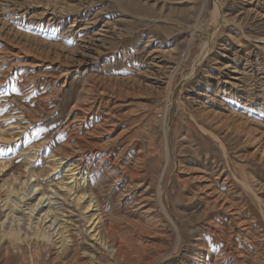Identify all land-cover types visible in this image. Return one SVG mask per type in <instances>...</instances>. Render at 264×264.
<instances>
[{"label": "rangeland", "instance_id": "1", "mask_svg": "<svg viewBox=\"0 0 264 264\" xmlns=\"http://www.w3.org/2000/svg\"><path fill=\"white\" fill-rule=\"evenodd\" d=\"M260 145L264 0H0V264H264Z\"/></svg>", "mask_w": 264, "mask_h": 264}, {"label": "bare ground", "instance_id": "2", "mask_svg": "<svg viewBox=\"0 0 264 264\" xmlns=\"http://www.w3.org/2000/svg\"><path fill=\"white\" fill-rule=\"evenodd\" d=\"M53 17V16H52ZM51 17V18H52ZM51 20V19H50ZM54 22H55V20H53ZM74 23H76V22H74ZM77 24V23H76ZM89 24V23H88ZM91 24H92V22H91ZM94 24V23H93ZM90 25V24H89ZM74 26V25H73ZM76 26V25H75ZM89 27V26H88ZM85 29V28H84ZM83 30V29H82ZM93 103V102H92ZM88 108V107H87ZM94 111V110H93ZM260 144V143H259ZM258 150V152L259 153H261V156L264 158V145H260L259 147H257V149H256V151ZM260 156V157H261ZM77 163V162H76ZM73 166H75V165H73ZM77 167V166H76ZM75 167V168H76ZM75 168L73 167V169H71L70 170V172H71V179L72 178H75L76 176V174H75ZM70 169V168H69ZM77 170H79V169H77ZM73 173V174H72ZM78 178V177H77ZM77 178H75V179H73V183H74V186H75V189H77V190H79V192H78V195H77V202L79 203V202H81L83 199H85V197H86V194L85 193H83V191H81L80 189H81V184H80V178L79 179H77ZM83 183V182H82ZM73 189V188H72ZM71 189V190H72ZM235 190V189H234ZM250 190V189H249ZM76 192V191H75ZM94 195V194H93ZM213 195V194H212ZM90 196V195H89ZM96 197V196H95ZM76 198V197H75ZM208 198H210V197H208ZM41 200L40 201H42V199H43V197H41L40 198ZM98 199V198H97ZM89 201V202H88ZM88 201H86V202H88L85 206H84V209L83 210H85L87 213H93V215H95V214H97V218L95 219L97 222L96 223H94L95 221H91L92 222V224L90 225V227L93 225V224H95L93 227H92V230H91V232H95L96 234L94 235L95 237H97V238H101V236L102 237H104L103 235H101V233H102V231H101V228L103 227V226H105V223H106V217H105V214H104V211H103V209H102V205H101V203H100V201H98V200H95L94 198L93 199H91V197H90V200H88ZM217 201H218V199H217ZM216 201V202H217ZM102 202V201H101ZM215 202V203H216ZM225 204H226V202L224 203L223 202V206H225ZM222 205V204H221ZM231 205V204H230ZM227 207V206H226ZM229 208V207H228ZM238 208V207H237ZM233 209V208H232ZM231 209V210H232ZM235 211V210H234ZM238 213V212H237ZM234 215H236V214H234ZM238 216H241L240 215V213H239V215ZM92 217V216H91ZM89 220L90 219H88V222H89ZM236 220L238 221L237 223H240L241 221L238 219V218H236ZM106 228V227H105ZM104 228V229H105ZM109 229V228H108ZM101 231V232H100ZM105 235V237H107L106 236V234H104ZM94 237V238H95ZM109 239V238H108ZM110 240V239H109ZM70 241V240H69ZM104 241V240H103ZM105 242H106V240H105ZM112 242H113V240H112ZM115 244V243H114ZM103 245V244H102ZM106 245V244H105ZM110 245V244H109ZM112 245H113V243H112ZM117 245V244H116ZM115 246V245H114ZM105 248H106V246H105ZM113 248V247H112ZM115 249V248H114ZM112 250L113 251V253H117V250ZM122 250V249H121ZM112 251H110V252H112ZM112 254V253H111ZM114 257V256H113ZM116 257V256H115Z\"/></svg>", "mask_w": 264, "mask_h": 264}]
</instances>
